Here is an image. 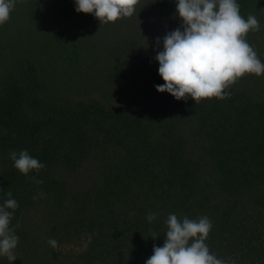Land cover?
I'll list each match as a JSON object with an SVG mask.
<instances>
[{
  "label": "trees",
  "instance_id": "1",
  "mask_svg": "<svg viewBox=\"0 0 264 264\" xmlns=\"http://www.w3.org/2000/svg\"><path fill=\"white\" fill-rule=\"evenodd\" d=\"M237 3L259 21L245 39L264 62V0ZM75 7L17 0L0 25V204L9 191L19 204L12 264H145L169 213L207 216L205 243L227 264H264V74L240 77L224 100H176L155 90V55L181 24L176 0H139L114 23ZM25 149L46 167L19 173L9 153Z\"/></svg>",
  "mask_w": 264,
  "mask_h": 264
},
{
  "label": "clouds",
  "instance_id": "2",
  "mask_svg": "<svg viewBox=\"0 0 264 264\" xmlns=\"http://www.w3.org/2000/svg\"><path fill=\"white\" fill-rule=\"evenodd\" d=\"M16 2L0 0V25L9 20ZM138 3L139 0H75V11L94 14L99 22L114 23L136 14ZM176 15L181 24L163 37V50L155 55L158 75L164 81L155 86L157 93H168L176 100L190 97L195 102L224 100L231 96L225 89L240 77L264 74V62L245 39L249 30L260 31L259 21L251 14L247 19L241 16L237 0H176ZM160 42L157 37L156 44ZM9 158L13 167L25 176L31 170L39 172L46 167L26 149L11 151ZM32 179L36 184L43 183L35 177ZM6 195L8 198L0 204V256L12 264L17 259L19 237L10 222L19 204L11 191ZM38 195L44 197L46 193ZM146 219L152 223L156 214L149 212ZM165 223L163 246L154 244L153 254L145 264H227L211 253L205 243L213 227L207 216L181 219L169 213ZM151 237L155 240L157 234L152 232ZM91 239L92 234H88L87 242L91 243ZM47 243L53 249L58 247L55 239H48Z\"/></svg>",
  "mask_w": 264,
  "mask_h": 264
},
{
  "label": "rangeland",
  "instance_id": "3",
  "mask_svg": "<svg viewBox=\"0 0 264 264\" xmlns=\"http://www.w3.org/2000/svg\"><path fill=\"white\" fill-rule=\"evenodd\" d=\"M69 249H71L69 246H68V247H66V246H62V247H61V250H62L63 252L69 251Z\"/></svg>",
  "mask_w": 264,
  "mask_h": 264
}]
</instances>
